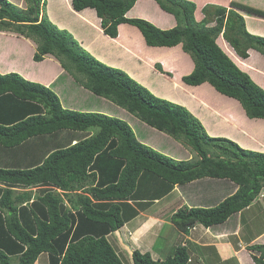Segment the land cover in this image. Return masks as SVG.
<instances>
[{"label": "trees", "instance_id": "trees-1", "mask_svg": "<svg viewBox=\"0 0 264 264\" xmlns=\"http://www.w3.org/2000/svg\"><path fill=\"white\" fill-rule=\"evenodd\" d=\"M27 1L28 7L20 9L0 0V33L31 39L36 45L32 61L41 63L49 55L64 76L46 86L17 72L0 74V157L7 163L0 167V264H34L41 254L47 264H123L107 237L148 208V200H157L148 188H162L164 196L174 186L203 179L237 185L235 193L213 207L174 212L168 221L181 235L196 224L220 225L251 204L264 186L263 152L209 136L183 104L153 95L123 70L83 49L49 20L44 0ZM136 1L71 0V6L76 12L93 9L110 38L119 25L129 24L148 47L181 45L194 64L181 77L184 85L213 87L234 99L247 118L264 120V90L216 42L221 36L240 58L254 50L264 60V37L249 33L235 9L263 19L264 11L236 3L230 10L208 4L197 21L192 1L155 0L176 22L161 29L142 18H126ZM66 75L73 79L67 88L61 85ZM73 85L89 92L77 97ZM94 98L181 142L198 159L177 160L147 145L143 133L137 137L133 121L94 112V103L85 105ZM35 190L39 194L33 197ZM248 250L259 253L252 255L256 264H264V245ZM190 252L180 242L163 260L134 250L131 264H190Z\"/></svg>", "mask_w": 264, "mask_h": 264}, {"label": "rangeland", "instance_id": "rangeland-1", "mask_svg": "<svg viewBox=\"0 0 264 264\" xmlns=\"http://www.w3.org/2000/svg\"><path fill=\"white\" fill-rule=\"evenodd\" d=\"M8 1L12 2L16 6H18L20 9H25L28 7L27 0H8ZM44 1L46 3L44 9L46 10V13L48 14L47 16L51 20V18L53 19L52 14L55 13L56 15L58 13L56 6L58 8H60L61 6L56 4L55 0L54 1L44 0ZM187 1H192L193 3L195 2L196 4L195 5L196 11H194L195 20H200L204 17L203 8L206 5H208L206 4L208 2L213 3L210 5L221 6V7L226 8L227 10H230L232 3H236L239 5L247 6V7L257 9L260 11H264V0H187ZM155 3L157 4L156 1ZM39 6L42 7V5L40 4ZM160 10L163 11V9L161 8ZM212 10L213 9L208 8L206 12L211 13ZM235 10L244 19L243 22L245 25V29L249 33L264 37V19L263 18L248 14L244 11H240L239 9L238 10L235 9ZM166 13L167 12L163 14V18L164 20H166V22H164L163 25L161 22L164 20H161V19L160 21H158L161 24L159 25H156L157 23H152V24L155 26H158L161 29L162 28L169 29V28L174 27L176 25V22L174 21L173 16L171 14L167 15L168 13L167 14ZM126 18H131V17L126 16ZM211 19L212 17H210V20ZM147 21L150 23L152 22L149 20ZM53 23H55V25L59 29H64L67 27H71V28L75 27L73 29L75 30L77 29L76 26H73L70 23L69 24L71 26L69 24L67 25H64V23L61 24V22H60V25H58L57 22H53ZM86 24L87 25H85L84 28H82L81 26H77L78 28H80V33L83 38L79 39V37L77 36L78 39H76V41L82 48L86 49L88 53L91 52L95 55H100L101 61L104 64L123 70L132 79H134L135 81L143 85L145 88H147L153 95L159 98L166 99L175 104L185 105L186 107L189 108V112H191V114L194 117L198 118L201 124L205 126L208 129V131L214 132V129L215 130L217 129L216 122L214 120V117L212 116L213 111L216 110L215 107L220 106V105L225 106L226 104H231L233 102L235 103L234 99L227 98L217 93L215 89H213V87H208L204 85H201L198 87H189V86L184 85L181 82V77L189 73V71H191L194 67L192 59L190 58L188 54L182 51L181 45L171 47L170 50H168V48H165V49L157 48V49H152L153 52H149L148 49L146 48H152V47L146 46L144 41L138 42V40L136 39L126 40L124 37H121V34H119V31L120 32L123 31L124 27L122 29L117 28L116 37L110 38L109 36L103 33L99 18L97 19L96 26L95 25L92 26L91 23H87V22ZM94 26L96 28L94 29L96 33L94 32V34H90L91 31L93 32L92 28ZM0 39L6 40V42L8 43L16 42L15 44L16 46H17V43L23 44L24 42H26V44L28 43L30 46L32 45L31 46L33 50L32 53L36 49V45L31 39L23 38L12 32H3L2 34L0 33ZM222 39L218 37V39L216 40L219 47L231 58V60L239 67V69L247 73L250 76V78L259 87H261L264 90V60L262 59L260 53H259L260 55L259 57L257 52H248L249 54L248 58L242 59ZM14 49H16V47L12 48L8 46V50H6V53L4 55L8 54V51H13ZM175 51H177V71H176L177 79H175V76H176L175 70L171 68L170 66H166V63L162 59L165 57L166 53H168V57H171V59H173L176 54ZM7 58L8 57L4 56V59H7ZM261 59H262V62H261ZM51 60L54 61L56 65H58L55 58L52 57ZM171 64L173 65L174 63H171ZM181 64L185 69L181 70V66H180ZM159 68L161 70H159ZM169 78L170 79L174 78V80H177V85H174L173 83H171ZM69 79L73 81L72 77H69ZM61 85L64 86L65 83L63 82L61 83ZM67 85L68 84H66L65 86L66 88L68 87ZM73 86H75L74 89H77V92H74V89H72L71 92L72 94H75L77 97H83L89 92L81 86H78V87H76V85H73ZM65 87L62 89V92H64V90L66 89ZM183 93H185L184 94L185 96L183 95ZM184 99L188 100L187 103H184ZM90 103H94L92 105L96 106L92 110L94 112H101L106 115H111L114 117H121L120 119L127 120L128 123L130 121H133V124L136 128L135 131H137L136 133L137 137L139 138V136H141V134L143 133L142 138H144L143 139L144 143L155 148L161 153L163 154L165 153V155L176 158L177 160H190L194 162L198 159L197 155L193 151H191L189 148L187 147L185 148L181 142L176 141L175 139H173L167 134L152 130L149 126L145 125L144 123L138 122V120L134 121V119H130L127 112L107 102L106 100H101V99H96V98H94L93 100L89 99L88 102L85 103V105H90ZM65 107H68V106H65ZM239 108L241 109L242 113H244V110L242 109V107L240 106ZM67 109H70V108H67ZM212 109H213L212 113H209V111H211ZM30 115L31 114H28L26 116H30ZM217 132H220V130L216 131V133ZM231 139L233 140V138ZM6 164H7L6 159L4 157L3 158L0 157V167L2 168L6 167ZM113 168L114 170L116 169L115 166H113ZM194 185L195 186L193 190H190L192 192L191 193L192 196H195L197 192L202 193L203 195L206 193L204 192L205 190L207 191L210 190V187H208V185L205 186L202 183H198V184L194 183ZM148 191L151 193L152 196L156 195L157 200H154V199L148 200L152 202V204L148 208L143 210L142 212H139V215H138L139 218H136L135 220H133L132 225L135 226L134 228L135 230L133 231L134 233H131L132 235L130 236L125 235L124 240L122 239L121 231L116 232L114 236H110L111 235L110 234L109 235L110 239H109V236L107 237L111 245H114L113 248L119 254V257L123 264H131L130 259L132 257V253L134 250H138L141 253H144L146 251H150V252L152 251V253H154L153 255L154 258H157L158 256L161 260H163L168 255H170V252L173 250L175 246H177L180 240H183V238L184 240L186 239L183 235L178 233L177 230L172 225H169V223L167 222H168V219H170V215L173 212L179 210V208L184 207V206L189 207V204L188 203L183 204V202H181L183 199L181 200L178 199V202H177V195H176L177 192H174V190H172L171 192H169V194H166L164 196H162L164 192V189L162 188H160L159 191H152L151 189L148 188ZM149 192H146V193L149 194ZM180 193L182 194L183 192L180 191ZM38 194H39L38 191L35 190L32 192L31 196L36 197V195ZM257 197L251 202V204L253 202H257ZM158 203L160 206L157 207L156 204ZM255 214H257L258 217L254 216L255 221H251L253 214H251V212L243 213V218L247 217L246 219L250 220L253 224V227L251 228L252 232H250V234L252 235H254V232L256 230L261 231L264 227V219L261 217V214L259 212H255ZM196 228H197V231H192V234L193 233L194 234L193 236L190 237L192 240L188 241V243L193 242V241L195 243L200 242V241L202 243L206 242L207 238L209 239V235L206 236L205 232L203 235L202 234L200 235L201 232H200L199 227H196ZM248 229H250L249 226H248ZM122 230L126 231V229H122ZM123 236H124V233H123ZM244 240L247 241V238ZM198 248L201 251L200 255L197 257L196 256L193 257L194 255L190 256V261H191L190 264H218L219 263V261L216 260V256H214V253L213 254L211 253L212 249L208 247L202 248L200 246H198ZM156 249H160L158 250L160 252L157 253ZM191 253H189V255H191ZM36 261H37L36 264H47L46 254H41L37 258Z\"/></svg>", "mask_w": 264, "mask_h": 264}, {"label": "crops", "instance_id": "crops-1", "mask_svg": "<svg viewBox=\"0 0 264 264\" xmlns=\"http://www.w3.org/2000/svg\"><path fill=\"white\" fill-rule=\"evenodd\" d=\"M50 1H54V0H50ZM55 2L61 7L58 8L55 5L58 10V13L56 15L55 13L54 14L51 13L53 16V19L51 18V20L50 19L49 20L52 23L57 22L58 25H60V22H61V24L64 23V25H67L70 23L71 25L76 26L77 28L76 30L73 29L75 27L64 28V30H67L73 36L75 40L78 39L77 36L79 37V39L83 38L80 33V28H78L77 26H81L82 28H84L85 25H87L86 22L91 23L92 26L97 25L96 23H97L98 18L93 9H84L82 11L75 12L73 11L71 7V0H55ZM206 4L210 5L213 3L208 2ZM162 13L165 14V11L160 10L158 5L155 3V0H137L135 4L133 5V7L126 13V16L131 17V18H142L145 20L152 21L151 23H157L156 25H159L161 23L163 25L164 22H166V20H164ZM160 19L164 21H162L161 23L158 22L160 21ZM95 26L92 28L93 32L91 31L90 34H94V32L96 33V31L94 30L96 29ZM123 27H124L123 31L121 32L119 31V34H121V37H124L126 40L136 39L138 40V42L144 41L142 38V35L135 27L128 25V24H121L118 26L119 29H122ZM6 43H8L6 42V40L0 39V74L9 73V72H17L26 79L29 78L32 81H38L40 83L45 81L43 82L44 85L51 86L53 84L52 82H54L56 78H59L60 75L64 73L63 69H60L58 67L59 65H56L54 61L51 60L52 57L49 55L45 56L44 60L41 63L33 62L32 55L34 52L32 53L33 51L31 47L32 45L30 46L28 43L26 44V42H24L23 44L17 43V46L15 45L16 42H11L8 44ZM8 46L12 48L16 47V49H14L13 51H8V54L4 55L6 53V50H8ZM157 48H164V47H152V48H146V49H148L149 52H153L152 49H157ZM168 50H170V48H168ZM175 52L176 54L173 59H171V57H168V53H166L165 57L162 59L166 63V66H170L171 68L175 70V75H176L175 79H177V72H176L177 71V51ZM248 52H256V51L249 50ZM91 54L95 58H97L99 61H101L100 55H95L93 53ZM3 55L8 58L4 59ZM262 59H261V62H262ZM171 63H174V64L172 65ZM180 66H181V70L185 69L182 66V64ZM38 76H44L47 78H45L44 80H40ZM64 78L66 77H63L62 80H64ZM68 79L69 78L67 76V79L64 80L65 86L66 84H70V80ZM169 80L174 85H177V80H174V78L173 79L169 78ZM204 86H208V85L205 84ZM184 94L185 93H183V95ZM239 107L240 105L235 101V103L233 102L231 104H226L225 106H221V105L217 106L215 107L216 109L215 111H213L214 108L211 111H209V113H212L213 111L212 116L214 117V120L216 122L217 129L216 130L214 129V132H211V131H208V129L205 126H203L205 128L206 133L212 137H223V138L229 139L235 142L242 149L264 153V120L248 119L244 115V113H242ZM186 108L189 110L188 107ZM218 130H220V132L216 133V131ZM231 138H233V140ZM194 183L195 184L202 183L205 186L208 185V187H210V190L208 191L205 190L204 192L206 193L203 195L202 193L197 192L195 196H192L191 194L192 192L190 190H193L195 186ZM174 188H173L174 192H177L176 193L177 202H178V199L179 200L183 199L181 202H183V204L188 203L189 207L207 208V207H213L217 205L223 199L235 193V191L237 190V185L235 186V184L227 181L226 179L224 180L203 179V180L193 181V182L181 185V186H174ZM180 191H182L183 193L181 194ZM129 204H132V203L129 201ZM156 206L157 207L160 206L159 203L156 204ZM244 212H251V214H253L251 221H255L254 216H257L255 212H259L261 214V217L264 219V186L261 188L259 192V195L257 197V202H253L251 205L246 207L244 210L232 215L228 220H226L224 223L220 225L205 228L201 225L196 224L193 229L187 232V235H183L186 239L184 240L183 238V240H180L179 242L181 245L187 247V249L192 252V253L190 252L191 253L190 256L194 255L193 257L195 256L197 257L200 255L201 251L198 248V246H200L202 248L208 247L212 249L211 253L212 254L214 253V256H216V260L219 261L218 264H256L254 260L252 259V255L259 256V253L256 251H249L248 248L253 245H264V227L261 231L256 230L254 232V235L250 234V232H252L251 228L253 227V224L250 220L246 219L247 217L243 218ZM136 218H139V217L136 216L133 219L128 220L127 223H125L119 230L113 232L110 236H114L115 233L118 231L122 232L121 235H122L123 240L125 238V235L127 236L132 235L131 233H134L133 231L135 230L134 229L135 226L132 225V223H133V220H135ZM167 223H169V225H172L169 221ZM248 226L250 229H248ZM196 227H199L200 232H201L200 235L201 234L203 235L204 232L206 236L209 235V239L207 238L206 242L202 243L199 240L200 242H197V243H195L194 241L188 243V241L192 240L190 238L194 234V233L192 234V231H197ZM122 229H126V231H123ZM123 233H124V236H123ZM110 236H109V239H110ZM246 238H247V241L244 240ZM109 239L107 238L108 241ZM156 250H157L156 251L157 253L160 252L158 251L160 249H156ZM146 252H149L151 257L154 260L156 259L161 260L158 256L157 258H154L153 257L154 253H152V251L151 252L146 251Z\"/></svg>", "mask_w": 264, "mask_h": 264}, {"label": "clouds", "instance_id": "clouds-1", "mask_svg": "<svg viewBox=\"0 0 264 264\" xmlns=\"http://www.w3.org/2000/svg\"><path fill=\"white\" fill-rule=\"evenodd\" d=\"M219 38H221V39H222V37H221V36H220ZM222 40H223V39H222ZM224 42H225V41H224ZM238 147H239V146H238ZM36 262H37V261H36ZM36 262H35V263H36ZM35 263H34V264H35ZM131 263H132V262H131Z\"/></svg>", "mask_w": 264, "mask_h": 264}]
</instances>
